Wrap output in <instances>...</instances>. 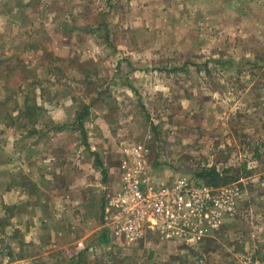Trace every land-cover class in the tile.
I'll use <instances>...</instances> for the list:
<instances>
[{"label": "rangeland", "instance_id": "374dc122", "mask_svg": "<svg viewBox=\"0 0 264 264\" xmlns=\"http://www.w3.org/2000/svg\"><path fill=\"white\" fill-rule=\"evenodd\" d=\"M5 125L42 145L30 164L19 140L0 167V264L33 242L5 216L35 210L48 241L18 264H210L220 248L225 264H264V0H0ZM136 161L147 183L213 167L214 186L236 183L220 244L149 229L99 243L105 202Z\"/></svg>", "mask_w": 264, "mask_h": 264}, {"label": "built area", "instance_id": "2783aa9c", "mask_svg": "<svg viewBox=\"0 0 264 264\" xmlns=\"http://www.w3.org/2000/svg\"><path fill=\"white\" fill-rule=\"evenodd\" d=\"M141 171L136 161L122 190L105 202L104 223L112 240L132 244L149 229L168 240L200 244L222 225L224 213L233 210L240 195L236 183L217 187L187 176L147 183Z\"/></svg>", "mask_w": 264, "mask_h": 264}, {"label": "crops", "instance_id": "0c3cea01", "mask_svg": "<svg viewBox=\"0 0 264 264\" xmlns=\"http://www.w3.org/2000/svg\"><path fill=\"white\" fill-rule=\"evenodd\" d=\"M11 36L7 37V39H9ZM7 39H5V43H10L7 44V46L5 45V48L8 49L10 47H13L15 45V42L12 41H6ZM13 39V38H12ZM23 44V46H22ZM18 46H21L22 50H25V44L23 42L19 43ZM37 134H40V132L38 130H29L27 132H25V135L22 136V138L18 139V135L17 133H14L11 130V127H7L5 125L4 128V132H0V167H9L6 165H9V160L6 159V156H10L9 152L13 151L14 145H17L19 143V140L24 139V146H26V149L29 151V158L27 157V162H29L30 164H35L38 163V156L36 155V153L34 152L37 148H39L41 143L36 142V136ZM10 142H12V144H10ZM40 142V141H39ZM38 145V146H36ZM42 145V144H41ZM6 155V156H5ZM10 169V168H9ZM32 170L35 169V167L30 168ZM42 173V172H41ZM9 185H14L15 187L18 186V184H9ZM8 186V185H6ZM3 197L5 198L6 196L3 195ZM2 197L3 203H5L6 201L4 200V198ZM20 198V197H19ZM17 196V199H19ZM38 197L36 196L35 199H37ZM19 201V200H18ZM18 201H16V204L18 203ZM21 201V200H20ZM2 203V202H1ZM26 213L24 212H13V214H9L7 216H5L6 218L4 220H8V224H13L14 227L13 229H17L16 231H19V237H24V234L27 232L26 237L33 239V242H28L27 248H29V252L30 254L28 255L31 261H37L35 259H37V255H35L38 251H41V249L39 247H43L44 244L47 243V238H48V232H49V227H47L46 223H42V221H45V216L43 213H41L40 211H33L31 213H28V215L25 217ZM238 217V213H236L233 218L231 219L232 222L234 220H236V218ZM25 218V219H24ZM17 224H23V228L21 231H23V233L21 232L20 234V229L21 227L17 228L18 225ZM223 227V226H222ZM221 227V228H222ZM222 231V230H221ZM218 230L212 234L213 238L211 239H215V241L217 244H220V232H218ZM38 240V242H36V239ZM208 240V238L206 239ZM22 241V239H21ZM21 243V242H20ZM207 243V242H206ZM81 243L79 242L78 245H80ZM9 247V252L7 253V255H12V251H13V247L12 246H8ZM19 247L17 245V251H18ZM228 248H220L219 253H214L211 258L209 259L210 264H214L216 262H218L219 264H225V262L222 259L224 258V253H226ZM34 255V256H33ZM12 259H10L8 262L9 264H18L19 262L24 263V262H28V261H24L25 258L27 257V254H23L22 252L17 254V256L12 255ZM32 256V257H31ZM48 257V256H47ZM229 258H232V256H227ZM28 258V259H29ZM233 259V258H232ZM245 263L248 262V264H252L253 261L251 258H246V260L244 261Z\"/></svg>", "mask_w": 264, "mask_h": 264}, {"label": "trees", "instance_id": "16d2710c", "mask_svg": "<svg viewBox=\"0 0 264 264\" xmlns=\"http://www.w3.org/2000/svg\"><path fill=\"white\" fill-rule=\"evenodd\" d=\"M82 116H83V113L79 114L78 116L79 119L80 117L82 118ZM194 178L201 180L205 184H209V185H218L219 182H221L220 172L217 171L216 168L214 167L202 169L201 172H199ZM110 240L112 241L107 228L106 229L102 228L99 232L97 241L102 244H107Z\"/></svg>", "mask_w": 264, "mask_h": 264}]
</instances>
